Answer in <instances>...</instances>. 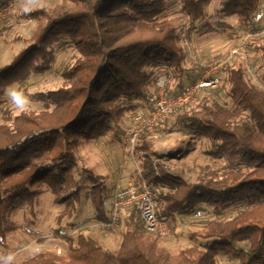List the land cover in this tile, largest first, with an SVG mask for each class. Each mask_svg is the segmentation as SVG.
<instances>
[{
    "label": "trees",
    "instance_id": "trees-1",
    "mask_svg": "<svg viewBox=\"0 0 264 264\" xmlns=\"http://www.w3.org/2000/svg\"><path fill=\"white\" fill-rule=\"evenodd\" d=\"M8 1L0 0V10ZM261 2L179 0L181 12L192 25L205 21L214 6L220 18L236 17L244 26ZM176 4L177 0H64L56 8L28 11V17L44 23L30 44L0 67L1 246L6 247L9 235L17 230L12 214L21 206L27 205L25 219L33 222L42 185L49 188L56 204H64L67 217L74 215L83 191L76 175L82 140L119 131L127 111L144 107L146 92L157 77L154 68L170 75L177 90L196 80L200 67H187L179 27L163 18ZM216 31L207 21L199 29L201 34ZM55 44L74 48L77 54L64 67L65 82L59 88L32 95L45 109L14 114L4 108L6 87L24 82L30 72L52 68ZM257 49L262 61L258 81L264 83V45ZM225 88L229 104L209 97ZM174 123L209 138L213 146L209 154L225 162L223 170L206 171L196 182L168 172L150 134L142 132L135 147L140 178L158 190L163 200L161 216L182 217L196 213L202 205L209 206L216 217L238 209L232 217L213 219L192 233L205 243L183 248L176 255L163 252L156 240L161 238L145 232L139 219L137 228L138 214L132 211L122 220L121 225L127 220V230L116 251L83 233L72 237L56 231L66 242L55 241L62 253L44 248L18 262L9 255L3 264H220L221 254L241 264H264V90L248 76L237 56L224 68V84L204 91L197 104L175 115ZM84 171L92 184L88 195L95 219L106 222L110 206L104 180L92 169ZM238 241L246 242V247H239Z\"/></svg>",
    "mask_w": 264,
    "mask_h": 264
},
{
    "label": "rangeland",
    "instance_id": "rangeland-1",
    "mask_svg": "<svg viewBox=\"0 0 264 264\" xmlns=\"http://www.w3.org/2000/svg\"><path fill=\"white\" fill-rule=\"evenodd\" d=\"M63 3L64 0L8 1L0 10H5L0 21V67L8 64L21 49L28 46L34 32L44 23L43 20L28 17V11L56 8ZM163 18L179 27L183 49L184 41H188L202 58L207 55L214 56L213 58L217 60L225 58L237 45L243 30V26L239 24L236 17L222 19L217 15L214 6H210L205 21L211 23L217 31L201 34L199 29L205 21L192 25L188 17L181 12L179 0L173 8L163 14ZM260 45H264V35L254 40L250 50L257 79L261 81L262 61L260 51L257 49ZM53 50L55 61L51 69L44 73L30 72L24 82H15L6 87L4 108L9 107L14 114L22 110L40 112L45 109L44 104L35 101L32 95L39 91L59 88L65 82L62 76L64 67L73 63L74 55L77 54L74 48L61 44H55ZM186 65L187 67L193 65L188 54ZM153 70L157 76L166 74L162 69L154 68ZM209 97L222 104L230 102L226 88L212 93ZM174 121L175 117L172 118L170 126L166 122H160L156 128L157 135H150L153 149L160 157L159 161L163 163L164 169L191 182L198 181V178L206 171L221 172L225 162L209 154L213 148L209 138L198 136L183 128L182 125L175 124ZM0 123H3L1 111ZM133 127L132 111H127L120 123L119 131L115 130L98 138L82 140L76 175L83 186V191L74 215L71 218L67 217L64 204H56L49 188L46 185L40 186L41 195L36 204L33 222L30 224L25 219L27 205L21 206L12 214V219L18 224V228L9 235L6 247L0 245V264H3L9 255L17 262L28 259L40 250L51 247L58 239L66 244L63 238L57 236L56 231L72 237L83 233L95 238L111 251L119 248L123 234L127 230V220L116 230L107 231L97 228L95 211L88 195L92 184L84 169H92L95 174L102 176L106 186V204L110 206L117 183L125 185L140 178L141 163L139 159L133 157L129 145L120 137L122 132ZM200 209L203 211L201 216L197 217L195 212L183 215L175 224L170 237L156 238L161 251L176 255L183 248L205 243L206 240L201 237L193 238L192 233L201 231L213 219L230 218L238 212V209H228L223 215L216 217L209 206L202 205ZM138 222L137 217L135 221L137 228L140 227ZM40 239L44 241L40 242ZM237 244L239 247L247 245L244 241H238ZM218 259L220 264H241L238 260L224 254H221Z\"/></svg>",
    "mask_w": 264,
    "mask_h": 264
},
{
    "label": "built area",
    "instance_id": "built-area-1",
    "mask_svg": "<svg viewBox=\"0 0 264 264\" xmlns=\"http://www.w3.org/2000/svg\"><path fill=\"white\" fill-rule=\"evenodd\" d=\"M4 11H0V21L5 14ZM263 35L264 2H261L250 21L243 26L237 45L225 58L217 60L211 55L202 58L188 41H184L185 50L191 61L200 67L199 75L193 83L186 85L182 90L175 88V81L170 75L161 74L156 77L154 87L146 92L144 107L132 111L134 127L120 134V137L129 145L133 157H136L135 147L142 132L156 136V128L160 122H166L170 126L172 118L185 107L197 104L204 91L221 87L224 84V68L235 57L239 56L243 60L248 76L264 90V83L259 82L255 75V67L249 52L253 41ZM162 202L158 190L143 178L125 185L117 183L108 210V220L106 222L97 221L95 225L98 229L116 230L120 228L122 220L135 211L139 216L140 226L145 232L161 239L168 238L181 216H161L159 205ZM202 214L201 209L197 210V217ZM48 249L62 253V247L58 242H54Z\"/></svg>",
    "mask_w": 264,
    "mask_h": 264
},
{
    "label": "crops",
    "instance_id": "crops-1",
    "mask_svg": "<svg viewBox=\"0 0 264 264\" xmlns=\"http://www.w3.org/2000/svg\"><path fill=\"white\" fill-rule=\"evenodd\" d=\"M208 56V55H207ZM138 219H139V216H138ZM140 220V219H139Z\"/></svg>",
    "mask_w": 264,
    "mask_h": 264
}]
</instances>
